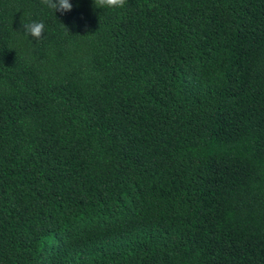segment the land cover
Masks as SVG:
<instances>
[{
	"label": "trees",
	"instance_id": "16d2710c",
	"mask_svg": "<svg viewBox=\"0 0 264 264\" xmlns=\"http://www.w3.org/2000/svg\"><path fill=\"white\" fill-rule=\"evenodd\" d=\"M70 2L0 0V264H264V0Z\"/></svg>",
	"mask_w": 264,
	"mask_h": 264
},
{
	"label": "clouds",
	"instance_id": "9594fccd",
	"mask_svg": "<svg viewBox=\"0 0 264 264\" xmlns=\"http://www.w3.org/2000/svg\"><path fill=\"white\" fill-rule=\"evenodd\" d=\"M126 0H94L96 7H101L104 9H122L124 8ZM41 4L47 6L48 8L54 10V12L59 11L61 13L69 12L72 10V3L70 0H41ZM22 26L24 33L29 36L39 40L45 30V25L43 21H32L29 23H23Z\"/></svg>",
	"mask_w": 264,
	"mask_h": 264
}]
</instances>
